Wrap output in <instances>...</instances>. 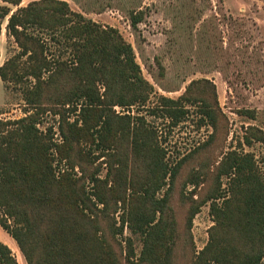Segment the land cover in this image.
Returning a JSON list of instances; mask_svg holds the SVG:
<instances>
[{
    "label": "rangeland",
    "instance_id": "374dc122",
    "mask_svg": "<svg viewBox=\"0 0 264 264\" xmlns=\"http://www.w3.org/2000/svg\"><path fill=\"white\" fill-rule=\"evenodd\" d=\"M33 1L40 0H22L19 7ZM59 1L102 27L118 30L131 45L141 76L151 86L147 101L143 105L114 106L107 112L112 119L107 142L97 138L73 140L70 148L62 150L69 125H82L81 106L44 102L40 108L31 107L25 103L20 87L33 80L7 85L0 79V121L13 122L33 115L39 135L52 144L48 155L56 176L71 170L62 160L63 155H70L73 174L83 178L87 191L97 189L105 197V214L91 208V220L80 222L79 227L94 231L96 220L122 264H151L141 262L142 236L123 223L124 205L116 202L112 191L117 189L119 177L122 195L129 176L143 175L145 167L130 143V132L142 119L154 144L163 151L169 174L176 169L171 184L168 176L166 185L155 195L159 200L166 196L162 223L172 237L167 245L168 262L199 264V255L208 245L214 226L211 205L220 204V197L226 196L228 180L218 177L223 158L231 152L252 155L264 177V0ZM0 5L16 9L2 1ZM131 15L141 19L135 30L130 25ZM6 23L7 19L0 23V67L19 51L6 34ZM42 37L49 43L50 54L59 50L47 35ZM192 82H198L188 92L194 102H179L176 113L169 116V105L163 99L179 100ZM200 102L211 106L214 126L204 117ZM93 178L98 181L88 183ZM91 199L97 203L93 196ZM58 214L69 216V223L76 218L69 212ZM55 218L44 209L43 229ZM126 239L131 240L134 251L130 262L125 258ZM0 243L17 264H26L16 243L1 228Z\"/></svg>",
    "mask_w": 264,
    "mask_h": 264
},
{
    "label": "trees",
    "instance_id": "16d2710c",
    "mask_svg": "<svg viewBox=\"0 0 264 264\" xmlns=\"http://www.w3.org/2000/svg\"><path fill=\"white\" fill-rule=\"evenodd\" d=\"M0 1L16 7L13 11L0 5V23L7 19L6 34L19 49L0 67L1 81L19 85L24 79L33 80L20 87L25 103L31 107L40 108L44 102L81 106L82 125H69L62 150L70 148L73 140L97 138L107 142L112 120L107 112L114 106L143 105L147 101L151 86L141 76L131 45L118 30L86 19L64 1H33L25 7H19L22 0ZM130 20L135 30L141 19L131 15ZM42 35L58 47L56 53L50 54L49 43ZM197 84L192 82L177 101L163 99L169 105V116L176 113L179 102H194L188 92ZM200 104L204 117L214 126L211 106ZM130 135L133 154L145 170L140 177L129 176L127 194L124 191L121 195L120 177L117 189L112 191L116 202L124 205L123 223L142 236L141 262L169 264L167 245L172 237L162 223L166 196L159 200L155 195L166 185L168 176L171 184L176 169L169 174L163 151L154 144L142 119ZM51 146L39 135L33 115L13 122L0 121V228L16 243L26 264H122L96 220L94 231L79 227L80 222L91 220V208L105 214L103 193L97 189L87 191L83 178L73 174L75 166L70 155H63L62 160L71 170L57 177L48 155ZM218 177L228 180L226 196L220 197V204L211 205L214 226L208 245L199 255V264H262L264 177L252 155L235 152L223 158ZM96 181L93 178L88 183ZM44 209L56 216L46 230L42 227ZM61 211L76 218L69 223L70 217L58 214ZM125 248V258L130 262L134 256L130 239H126ZM0 264H17L1 243Z\"/></svg>",
    "mask_w": 264,
    "mask_h": 264
}]
</instances>
